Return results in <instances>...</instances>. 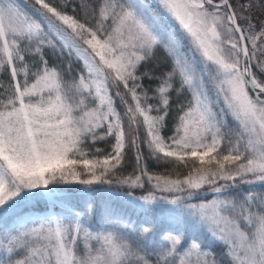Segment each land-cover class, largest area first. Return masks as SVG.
Segmentation results:
<instances>
[{
	"label": "snow or ice",
	"instance_id": "snow-or-ice-1",
	"mask_svg": "<svg viewBox=\"0 0 264 264\" xmlns=\"http://www.w3.org/2000/svg\"><path fill=\"white\" fill-rule=\"evenodd\" d=\"M78 2L84 20L77 0H0V264H221L189 227L228 264H264V0ZM173 92L190 98L165 137ZM140 128L153 159L200 167L149 172Z\"/></svg>",
	"mask_w": 264,
	"mask_h": 264
},
{
	"label": "trees",
	"instance_id": "trees-1",
	"mask_svg": "<svg viewBox=\"0 0 264 264\" xmlns=\"http://www.w3.org/2000/svg\"><path fill=\"white\" fill-rule=\"evenodd\" d=\"M89 2L92 4L93 7H98L99 0H89ZM239 2L245 3V2H248V0H239ZM252 2L257 3L258 0H252ZM232 3L234 5H236L238 3V0H232ZM69 14H73L71 12V10H69ZM75 15H77L82 20L86 19L84 16V13L79 8L78 0H77V11H76ZM252 15L254 17H256L255 22L257 24L259 23L260 20H264V13H262L259 8H253L252 9ZM88 19H91V17L89 16ZM257 43L259 44V41ZM248 47H249V50L251 51V45L250 44L248 45ZM45 53H46V58L48 59L50 65L54 64L58 67H66L69 63L70 58L67 56L66 53L63 56H61L58 52L53 53V51L51 49H45ZM27 59L31 62L33 58L28 57ZM258 59H264V57L258 56ZM81 67H82L81 63L75 61V59L72 58L73 76H75L77 74V72H79ZM147 67L149 69L154 70L156 76H159L162 72L167 71L168 67H169V61L167 58V54L163 50H158L155 54V58L153 59V61L149 65H147ZM143 70L144 69L142 68L141 71H143ZM253 70H255V69H253ZM0 79L7 82V80H8L7 73H5L3 76H0ZM65 79H69V77L65 76ZM143 83H144V87L148 88V89L154 88L156 85V81L145 80V81H143ZM149 94L151 95V91L149 92ZM188 98H190V97H189V94L187 92L184 95L179 96V97L177 96V94L175 92H173L171 94V105L169 108V115L166 118V122H165L166 127L163 131L164 135H169V134H172L175 132V125L178 122V117H179V115L182 114L179 110V107L181 104L186 103ZM116 104H117V110L122 112L123 109L120 106L118 99L116 100ZM229 124L230 125L232 124L231 118H229ZM233 127H234V125H233ZM138 135L140 137L141 150L143 151V154H144L143 163L147 165L149 172L158 173V174H162V175L170 174V175H172L173 178H175L176 174L179 173L181 178H182L184 175H187V173L190 169H192L194 167H200V161L195 160L194 158L188 159V166L187 167H185L183 164H181L179 167H175V165H166L162 162H159V161L153 159L149 155L147 148L142 143V140L144 137V129L143 128L139 129ZM113 142L114 141H112V140H110L109 142H98L94 146L95 148H100L103 150V152L100 154L101 158L104 155H106L108 151L111 150L110 145ZM91 158L92 157L90 155L89 159H91ZM135 165H136L135 149L126 150L124 167H123L124 173L128 174V173L133 172ZM174 167H175V171H173ZM78 170H82V166ZM61 187H63V186H61ZM150 187H151L150 185L146 184L145 188L143 190H137L134 194L135 195L146 194L147 191L150 190ZM203 191H205V192L207 191V186H205V189ZM157 195H160V193H157ZM201 199L211 200L212 195L209 193L207 196L198 197L193 202L199 203ZM39 207L43 208L44 206L41 204ZM126 211L132 215L133 220L140 219V218L136 217L134 213H132L131 209H127ZM13 226H15V225H13ZM166 228H167V225H162L160 230L162 231ZM185 231H186V235L188 237H196L197 239H199L202 242V246L204 248H210L211 251L215 254L216 259L218 261H220L221 264H228L227 257L222 256V253L224 251L223 246L220 245L219 243L214 242L211 239V237L203 229H193V228L189 227Z\"/></svg>",
	"mask_w": 264,
	"mask_h": 264
},
{
	"label": "rangeland",
	"instance_id": "rangeland-1",
	"mask_svg": "<svg viewBox=\"0 0 264 264\" xmlns=\"http://www.w3.org/2000/svg\"><path fill=\"white\" fill-rule=\"evenodd\" d=\"M86 47V46H85ZM98 59V58H97ZM91 106V105H90ZM153 115H155V113H153ZM164 135V134H163ZM171 135H173V133L172 134H169V135H164L165 137H167V136H171ZM114 143V142H113ZM192 264H194V258H193V262H192Z\"/></svg>",
	"mask_w": 264,
	"mask_h": 264
}]
</instances>
